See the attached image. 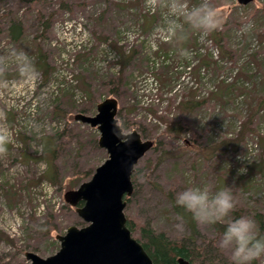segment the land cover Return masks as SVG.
Returning a JSON list of instances; mask_svg holds the SVG:
<instances>
[{"label":"rangeland","instance_id":"1","mask_svg":"<svg viewBox=\"0 0 264 264\" xmlns=\"http://www.w3.org/2000/svg\"><path fill=\"white\" fill-rule=\"evenodd\" d=\"M169 3L0 0V264H30L26 252L50 256L56 235L85 226L63 196L108 155L97 128L74 116L95 115L108 97L123 133L153 142L134 167L123 210L134 239L146 243L149 230L200 248L202 264H230L221 230L177 214L176 193L190 185L230 187L234 208L217 223L246 215L264 233V0H209L219 25L193 29L175 17L186 35L163 30ZM21 51L30 73L14 55Z\"/></svg>","mask_w":264,"mask_h":264},{"label":"water","instance_id":"2","mask_svg":"<svg viewBox=\"0 0 264 264\" xmlns=\"http://www.w3.org/2000/svg\"><path fill=\"white\" fill-rule=\"evenodd\" d=\"M253 0H237L246 5ZM117 100L105 98L93 116L76 114L74 119L99 131L98 146L107 159L89 181L64 193L63 199L74 207L85 226H69L64 235H56L59 249L42 258L26 252L30 264H154L143 246L131 236L123 210L125 198L133 192L131 176L137 162L153 147L133 130L123 133L117 118ZM177 264H189L179 257Z\"/></svg>","mask_w":264,"mask_h":264},{"label":"clouds","instance_id":"3","mask_svg":"<svg viewBox=\"0 0 264 264\" xmlns=\"http://www.w3.org/2000/svg\"><path fill=\"white\" fill-rule=\"evenodd\" d=\"M182 16L193 29L212 31L219 25V17L209 0L188 6L186 0H170L169 12L165 17L166 30L175 34L182 26L175 17ZM20 61L21 71L30 73L33 68L24 52L14 53ZM7 140L0 135V147ZM240 159V157H237ZM243 166L238 169V173ZM175 203L192 214L194 220L204 224H215L228 216L234 208L231 188L211 192L207 186L190 185L176 193ZM218 245L230 253V264H255L264 258V233L250 216L241 215L227 222Z\"/></svg>","mask_w":264,"mask_h":264},{"label":"trees","instance_id":"4","mask_svg":"<svg viewBox=\"0 0 264 264\" xmlns=\"http://www.w3.org/2000/svg\"><path fill=\"white\" fill-rule=\"evenodd\" d=\"M11 37L16 40L18 39V35L20 34L19 25L11 23L9 27ZM180 32L185 35L188 33L186 29H180ZM187 32V33H186ZM172 131V130H171ZM181 130H176V134H178ZM50 145H47V148H44L43 160H46L49 163V160L45 159V153H51L52 150L49 148ZM53 148V147H52ZM53 161V159H51ZM50 161V162H51ZM134 179V174L131 176V181ZM129 200V197L125 198V201ZM177 214H179L182 218L186 219L187 216L190 217L189 214H186L181 206L175 207ZM193 218V217H192ZM48 223H45L46 225ZM126 225L131 231L133 229V225L130 221L126 219ZM215 228L223 231L225 226H221L218 223L214 224ZM262 227H260L261 229ZM262 232V229H261ZM144 237L146 238V243L141 244L145 251L149 254L154 264H177V259L182 257L186 259L189 264H202L203 261L201 259L200 248H190L186 247L181 243L171 242L165 238L163 234H154L152 231L143 230ZM201 259V260H200Z\"/></svg>","mask_w":264,"mask_h":264},{"label":"built area","instance_id":"5","mask_svg":"<svg viewBox=\"0 0 264 264\" xmlns=\"http://www.w3.org/2000/svg\"><path fill=\"white\" fill-rule=\"evenodd\" d=\"M208 44L210 46V52L211 54L214 56V57H217L218 56V52L217 50L211 45V42L208 41ZM251 47L254 49H258L259 48V42L257 40H253L252 43H251ZM201 50V49H200ZM202 51V50H201ZM216 90V88L214 86H212L210 88V91H214ZM257 148H258V145L256 143H252L251 144V147H250V155H253L256 153L257 151ZM245 171H246V168H245Z\"/></svg>","mask_w":264,"mask_h":264}]
</instances>
